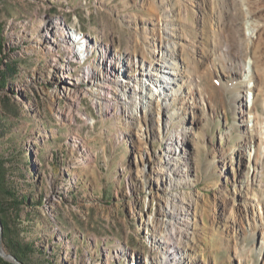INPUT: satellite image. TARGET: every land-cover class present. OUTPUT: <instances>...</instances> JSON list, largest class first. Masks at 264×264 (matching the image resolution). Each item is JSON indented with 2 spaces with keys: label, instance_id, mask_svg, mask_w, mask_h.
I'll return each mask as SVG.
<instances>
[{
  "label": "rangeland",
  "instance_id": "rangeland-1",
  "mask_svg": "<svg viewBox=\"0 0 264 264\" xmlns=\"http://www.w3.org/2000/svg\"><path fill=\"white\" fill-rule=\"evenodd\" d=\"M0 61L29 264H264V0H0Z\"/></svg>",
  "mask_w": 264,
  "mask_h": 264
},
{
  "label": "trees",
  "instance_id": "trees-1",
  "mask_svg": "<svg viewBox=\"0 0 264 264\" xmlns=\"http://www.w3.org/2000/svg\"><path fill=\"white\" fill-rule=\"evenodd\" d=\"M18 64L12 61H0V90L4 91L7 83L16 77L18 72ZM0 113V137L4 136L6 130L4 123L10 117L18 116L15 107L10 102L3 99L1 103ZM5 120V121H4ZM5 167L0 161V227H1V242L4 248L19 264H29L28 259L34 253V248L28 243L18 241V233L13 225L10 217L18 216V212L22 206L29 203V196L20 194L17 189L6 182ZM0 264H13L5 261L0 256Z\"/></svg>",
  "mask_w": 264,
  "mask_h": 264
},
{
  "label": "bare ground",
  "instance_id": "bare-ground-1",
  "mask_svg": "<svg viewBox=\"0 0 264 264\" xmlns=\"http://www.w3.org/2000/svg\"><path fill=\"white\" fill-rule=\"evenodd\" d=\"M79 41H80V39L78 40V42H75V44H76V46L78 45V46H80V43H79ZM77 51H82L81 50V48H78L77 49ZM167 52V51H166ZM165 57H168V58H164V60L165 61H167L166 59H169V57L171 58V53H166L165 54ZM254 68V67H253ZM150 70H148L147 72H149ZM264 73V70H262V73L261 74H263ZM149 73H143L142 75L145 77V76H147ZM258 73L255 71V70H252V78H255V76L257 75ZM171 75H173V74H171L170 72H167V76H171ZM145 80H149L152 84H161V80H159V81H153V78H145ZM140 82H141V80H140ZM138 83H139V81H138ZM140 85H141V83H139ZM167 84V83H166ZM151 91V90H150ZM115 93H116V91H115ZM126 93H125V91H123V92H121L120 94H117L116 96H115V98L114 99H116V104L117 105H115V109H116V111H120V106H122L123 107V109L125 110V111H128L130 108H131V106H133V108L135 107V109L137 108V109H139L140 111H143V112H147L148 111V108H149V104H147V102H146V98L145 97H143V95H142V93L140 92V93H137V91H133L132 92V94H130V96H126L125 95ZM149 95H151V93L149 94ZM153 95V94H152ZM163 95V94H162ZM122 96H124V97H122ZM160 97V98H159ZM159 97H155L154 98V100H155V102L156 101H159L160 99H161V96L159 95ZM133 98H135V99H138V103L137 102H133ZM252 98H254V97H252ZM107 108L108 107H110L109 105L108 106H106ZM257 107H255V105H254V102L252 103V108H251V111L250 112H248V114H251L252 113V111L253 112H257V109H256ZM256 120V116L254 115L253 116V120ZM242 120H244L243 119V116H242ZM263 135H264V128H263V126H261V131H260ZM249 143V142H248ZM246 144V143H245ZM246 146V145H245ZM260 147H261V153L262 154H264V145L262 144H260ZM251 148V147H250ZM248 149V148H245V150H244V153L247 151V153H248V155H249V158L251 157V149ZM255 154V153H254ZM253 160H254V155H252V162H253ZM161 233L164 235V238L166 239V240H168V241H170L171 242V236L172 237H174V236H176V234L178 233V230L175 228V226H171L170 227V229H168V230H163V231H161ZM263 240H262V242H261V246L263 247Z\"/></svg>",
  "mask_w": 264,
  "mask_h": 264
},
{
  "label": "water",
  "instance_id": "water-1",
  "mask_svg": "<svg viewBox=\"0 0 264 264\" xmlns=\"http://www.w3.org/2000/svg\"><path fill=\"white\" fill-rule=\"evenodd\" d=\"M0 233H1V227H0ZM0 239H1V236H0ZM3 255L4 254H3L2 250H1V247H0V256L3 257ZM10 257L13 259L15 264H19L18 262H16V260L11 255H10Z\"/></svg>",
  "mask_w": 264,
  "mask_h": 264
}]
</instances>
